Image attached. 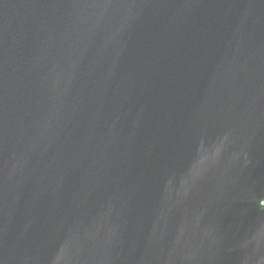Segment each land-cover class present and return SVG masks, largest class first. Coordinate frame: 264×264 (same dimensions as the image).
<instances>
[{
    "label": "water",
    "instance_id": "95a60500",
    "mask_svg": "<svg viewBox=\"0 0 264 264\" xmlns=\"http://www.w3.org/2000/svg\"><path fill=\"white\" fill-rule=\"evenodd\" d=\"M0 264H264V0H0Z\"/></svg>",
    "mask_w": 264,
    "mask_h": 264
}]
</instances>
